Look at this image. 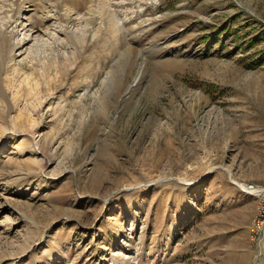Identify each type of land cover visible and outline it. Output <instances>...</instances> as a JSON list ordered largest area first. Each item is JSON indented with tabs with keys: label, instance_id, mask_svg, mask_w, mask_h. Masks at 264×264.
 <instances>
[{
	"label": "rangeland",
	"instance_id": "1",
	"mask_svg": "<svg viewBox=\"0 0 264 264\" xmlns=\"http://www.w3.org/2000/svg\"><path fill=\"white\" fill-rule=\"evenodd\" d=\"M262 59L264 0H0V264H264Z\"/></svg>",
	"mask_w": 264,
	"mask_h": 264
},
{
	"label": "bare ground",
	"instance_id": "2",
	"mask_svg": "<svg viewBox=\"0 0 264 264\" xmlns=\"http://www.w3.org/2000/svg\"><path fill=\"white\" fill-rule=\"evenodd\" d=\"M30 11H32V10H30V9H25L24 11H23V13L21 14V16H20V18H19V20H20V25H21V27H23L24 29H25V26H26V24L28 23V22H30ZM29 25V24H28ZM21 43V42H20ZM19 43V44H20ZM13 45V44H12ZM18 47V44H15L14 46H12V49H15V48H17ZM11 49V51H13ZM254 186V185H253ZM246 188H247V186H246ZM254 193H256L257 195H261V196H264V193L262 194V192H264V191H260V189L259 188H257L256 186L254 187V190H252Z\"/></svg>",
	"mask_w": 264,
	"mask_h": 264
},
{
	"label": "built area",
	"instance_id": "3",
	"mask_svg": "<svg viewBox=\"0 0 264 264\" xmlns=\"http://www.w3.org/2000/svg\"><path fill=\"white\" fill-rule=\"evenodd\" d=\"M254 187L253 185H250V186H247V188H245V190L249 193V194H252V195H257L256 193H254L252 190H254ZM259 197H263L261 195H259Z\"/></svg>",
	"mask_w": 264,
	"mask_h": 264
},
{
	"label": "trees",
	"instance_id": "4",
	"mask_svg": "<svg viewBox=\"0 0 264 264\" xmlns=\"http://www.w3.org/2000/svg\"><path fill=\"white\" fill-rule=\"evenodd\" d=\"M262 65H264V59L254 64L252 69H256L257 67L262 66Z\"/></svg>",
	"mask_w": 264,
	"mask_h": 264
}]
</instances>
